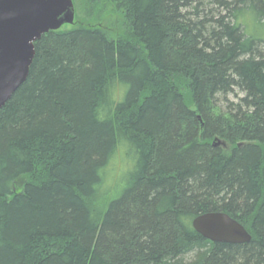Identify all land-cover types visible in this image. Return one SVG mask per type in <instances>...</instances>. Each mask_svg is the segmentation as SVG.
Wrapping results in <instances>:
<instances>
[{"label":"trees","instance_id":"trees-1","mask_svg":"<svg viewBox=\"0 0 264 264\" xmlns=\"http://www.w3.org/2000/svg\"><path fill=\"white\" fill-rule=\"evenodd\" d=\"M73 1L0 107V264H264V0Z\"/></svg>","mask_w":264,"mask_h":264},{"label":"water","instance_id":"water-1","mask_svg":"<svg viewBox=\"0 0 264 264\" xmlns=\"http://www.w3.org/2000/svg\"><path fill=\"white\" fill-rule=\"evenodd\" d=\"M73 0H0V107L26 81L43 34L75 22ZM192 225L214 242L246 243L251 234L225 212H206Z\"/></svg>","mask_w":264,"mask_h":264},{"label":"rangeland","instance_id":"rangeland-1","mask_svg":"<svg viewBox=\"0 0 264 264\" xmlns=\"http://www.w3.org/2000/svg\"><path fill=\"white\" fill-rule=\"evenodd\" d=\"M71 24L63 25L61 28H69ZM242 93L236 89L235 93L230 95L231 99H236L237 96H241ZM129 162L122 153V149L119 150L117 156L113 158L111 163L106 169L105 184L104 186L110 190V198H113L117 195L119 188L115 190L117 184L122 181V176L128 171ZM26 181L25 176L19 177L13 184L14 191H22L24 183ZM115 190V191H114ZM112 191V192H111Z\"/></svg>","mask_w":264,"mask_h":264}]
</instances>
